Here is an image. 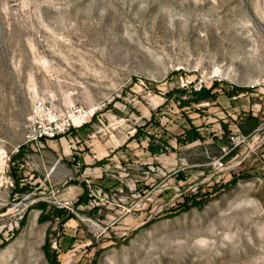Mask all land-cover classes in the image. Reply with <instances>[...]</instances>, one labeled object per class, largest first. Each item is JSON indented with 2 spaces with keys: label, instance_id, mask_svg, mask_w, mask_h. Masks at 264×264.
Segmentation results:
<instances>
[{
  "label": "rangeland",
  "instance_id": "1",
  "mask_svg": "<svg viewBox=\"0 0 264 264\" xmlns=\"http://www.w3.org/2000/svg\"><path fill=\"white\" fill-rule=\"evenodd\" d=\"M212 85L214 101L165 100ZM37 104L91 117L37 149ZM139 127L168 146L149 155ZM37 202L73 219L39 222ZM45 238L58 264H264V0H0V264H47Z\"/></svg>",
  "mask_w": 264,
  "mask_h": 264
},
{
  "label": "trees",
  "instance_id": "2",
  "mask_svg": "<svg viewBox=\"0 0 264 264\" xmlns=\"http://www.w3.org/2000/svg\"><path fill=\"white\" fill-rule=\"evenodd\" d=\"M214 89V85L210 86L209 88H205V87H200L198 90H186V89H181V90H172L169 93H167L165 95V100L168 101L169 98L172 96L173 93H178V95L181 97H185L184 100H180V104L179 106L181 107H188L191 105H196L199 103H203V102H207V101H214L216 99L217 94L213 93ZM227 94V93H226ZM232 93H228L226 95L227 98H231ZM152 115L151 118L148 122H150L152 120ZM246 121V126H242L241 123H239L237 125V129L239 131V136L240 137H247L249 135H251L254 130L259 126V122L258 119L256 117H252L250 115H247L246 118L244 119ZM148 122L145 123V125L148 124ZM223 131H226V127L222 126ZM142 127H139L135 130V133L133 135V139H137L139 137H145L147 139L146 142V152L151 155V156H156L158 155L160 152L164 151V148H166L167 142L165 139H163L162 137L158 138V144H154V137L152 135L149 134H145L142 131ZM184 134V143L185 144H189L194 142L195 140L199 139V134L196 131V129H194L193 127H190V129L185 130L183 132ZM222 145L225 146L226 149H230L231 147L228 146V141H222ZM235 148H233L231 151H229L226 155L227 156H231L232 152L234 151ZM22 156V147L19 146L17 149V152L14 155H11L9 157V164L13 163V161H15L16 159H18L19 157ZM105 160L101 159L99 161H97L94 165L95 166H103L105 164ZM8 176L11 178L12 183H13V190L12 193L13 194H24L25 192H27L28 190V186L22 184H19V179L17 178V176L15 175V171L13 168H10L8 171ZM178 178L180 180L183 179V175L179 174ZM236 182V179L233 178L231 181H229L228 183L222 185L221 188H229L231 185H234ZM80 187L82 188V194L80 196L77 197L74 206H86L88 203V191L86 186L83 183L79 184ZM219 190V189H218ZM213 191H216V189H214ZM210 193L207 194H199L196 193L194 195H190L188 197H183V203L180 205V210L181 212H185L191 208H201L203 205H205V203L209 200ZM32 209H36L38 211H40V215L38 217V221L42 222L45 220H56L58 222V230H60V226L65 223L66 221L73 219V216L66 210V209H59L56 208L55 206H49L47 205V203L44 202H37L34 205H32ZM47 209V212H46ZM89 211L91 212H95L96 211V207H92ZM46 212V213H45ZM23 221L20 222V225H22ZM50 244L48 242V239L45 238L44 243L41 247V250L43 252V255L45 257V260L47 262V264H58L57 261V254L55 251L50 250ZM95 263V261L93 262V264Z\"/></svg>",
  "mask_w": 264,
  "mask_h": 264
},
{
  "label": "built area",
  "instance_id": "3",
  "mask_svg": "<svg viewBox=\"0 0 264 264\" xmlns=\"http://www.w3.org/2000/svg\"><path fill=\"white\" fill-rule=\"evenodd\" d=\"M90 117L91 114L79 105L51 109L37 104L26 119L23 144L42 149L45 143L55 140L71 129L80 128ZM8 185L11 186V183L8 182ZM62 208L67 210V207ZM51 246L56 248L54 242Z\"/></svg>",
  "mask_w": 264,
  "mask_h": 264
}]
</instances>
